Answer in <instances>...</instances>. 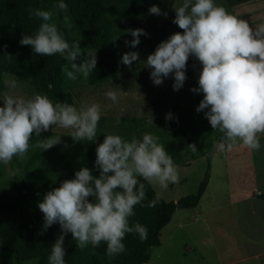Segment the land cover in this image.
I'll use <instances>...</instances> for the list:
<instances>
[{
    "label": "clouds",
    "instance_id": "1",
    "mask_svg": "<svg viewBox=\"0 0 264 264\" xmlns=\"http://www.w3.org/2000/svg\"><path fill=\"white\" fill-rule=\"evenodd\" d=\"M55 7L66 11L65 0H55ZM172 22L182 32H174L161 40L143 60L150 69L153 84L160 85L172 77L174 91L186 80V62L192 56L200 64L197 86L193 93H203L195 106L203 111L213 131L221 136L213 142L212 153L223 154L236 145L249 150H260V136L264 134V21L248 20L227 11L216 0H179L171 6ZM149 14L167 17L156 4L147 9ZM29 15L39 18L37 30L31 35L21 34L19 43L28 45L40 56L59 54L67 61L65 75L75 81L78 74L86 81L97 64V49L84 51L79 40L69 43L53 20L54 12L42 8L29 9ZM66 27L70 18L63 17ZM132 39L125 40L132 49L147 36L143 28H128ZM119 36V35H118ZM116 36L113 40L118 38ZM138 51L130 50L120 56V62L131 67L140 61ZM16 87V81H5ZM124 91L119 89V94ZM105 96L118 102V92L106 91ZM0 164H8L13 157L26 159L30 139L40 136L51 126L70 129L73 142L95 141L102 111L99 103L79 107L65 101L53 102L46 94L34 92L30 97L0 94ZM165 114V120L172 118ZM120 121L117 119V124ZM149 123H153L150 117ZM159 137L144 132L130 140L112 133L104 135L95 148L93 168L81 166L71 179L60 182L43 194L37 206L43 213L42 231L54 223L60 233L51 243L47 264H66L65 235L70 233L78 247L106 245L109 257L125 251L124 237L136 233L140 240L147 238V228L139 222L130 223L136 205H143L145 183L167 189L179 182V173ZM61 142V135L48 136L39 145L42 150ZM67 142L64 147H67ZM196 151L195 144H189ZM159 194L147 202L154 207Z\"/></svg>",
    "mask_w": 264,
    "mask_h": 264
},
{
    "label": "rangeland",
    "instance_id": "2",
    "mask_svg": "<svg viewBox=\"0 0 264 264\" xmlns=\"http://www.w3.org/2000/svg\"><path fill=\"white\" fill-rule=\"evenodd\" d=\"M178 2L179 0H173L171 4L167 1L156 4L162 12L167 11L168 15L165 17L149 14L147 9L154 3L147 1L136 28H143L148 35L140 37V43L135 49L124 43L125 40L130 41L132 37L130 34L124 36L121 32L119 7L114 4L108 6L107 14L112 22L114 35L115 37L119 35L116 38L119 58L116 73L90 85L79 74L73 81L67 78L65 71L63 72L65 95L75 106L91 102L99 103L101 106L102 116L98 123L97 136L93 137L95 141L74 143L68 136L70 129L50 125L39 137L33 135L30 139L26 159L48 136L61 135V142L42 150L43 158L33 165H26V159L15 162L14 157L8 164H0V193L15 194L14 177H17L26 189H29L30 180L34 184L46 182L48 187H56L61 181L73 178L74 172L81 166L91 169L88 165L92 160L91 156H95L96 145L102 142L104 135L116 133L130 140L132 137H141L144 132H151L158 136V142L165 146L177 166L180 177L178 183L170 184L167 189L150 185L163 200L176 202L183 196L195 193L207 171L208 180L205 192L196 206L197 209H175L167 225L160 231V245L151 248L149 261L145 264H200V256L214 264L220 247L228 241L217 227L226 228L228 215L235 214L239 217L243 214L244 206L258 205L257 201L254 203L244 201V195L256 193L259 198L260 193H264V147L256 151L238 144L223 154L212 153L213 142L218 140L221 133L211 129L203 111L195 110L203 93H193L189 90L190 87L197 86L200 71V64L194 57L190 56L186 62L187 78L179 90H173L171 75L160 85L153 84L150 79V69L143 67V60L161 40L174 32L183 31L172 22L175 13L171 6ZM216 2L227 11L248 20L250 24L264 21V0H216ZM68 29L69 43L73 40L80 41L78 31L72 22ZM80 47L84 50L81 41ZM130 50L138 51L141 59L133 62L131 67L120 62V56ZM3 80L4 83L15 80L16 87L13 89L5 83L0 94L7 93L27 98L34 93L29 81L10 74H4ZM109 89L118 92L117 103H113L105 96L104 93ZM119 89L124 92L119 94ZM153 101L165 105L156 111ZM169 112L173 115L166 121L164 117ZM150 117L153 123H149ZM117 119L120 121L119 124ZM65 142L67 147H64ZM260 143L264 146V134L260 136ZM189 144H195L197 150L193 151ZM29 171L32 175L28 181ZM198 206L209 211L205 214L206 222L201 220V225L194 221L193 216V213L199 210ZM237 222L240 223L238 220L232 222L236 228ZM227 230L233 231L235 239L238 238L236 236H239L240 232L234 233L235 229L231 226ZM64 246L78 248L70 233L65 235ZM85 247L89 249L88 258L91 264H122L94 255L90 251V244ZM0 264H15L13 255L0 250ZM24 264L35 263L34 260H30Z\"/></svg>",
    "mask_w": 264,
    "mask_h": 264
},
{
    "label": "trees",
    "instance_id": "3",
    "mask_svg": "<svg viewBox=\"0 0 264 264\" xmlns=\"http://www.w3.org/2000/svg\"><path fill=\"white\" fill-rule=\"evenodd\" d=\"M148 0H65L66 11L55 7V0H0V93L4 90V74H10L29 81L34 92L46 94L54 103L57 101L73 102L64 92L63 72L67 61L59 54L40 56L31 51L30 46L21 45V34H33L40 23L39 18L29 15V9L42 8L54 12L53 20L64 33L69 42V29L65 26L63 17L67 15L76 27L80 41L85 51L97 49V64L87 78L88 84L99 83L114 75L119 68V58L116 50V39L108 6L114 4L120 9V29L124 36L130 33L125 29L136 28L140 14ZM159 5L163 1L170 4L173 0H150ZM250 1V0H244ZM199 74V72H198ZM156 111L165 105L152 102ZM43 158L42 149L37 146L27 157L26 165H33ZM89 166L93 168V158ZM21 159L14 157L15 162ZM209 167V160L207 159ZM93 175L98 172L93 168ZM31 179L32 172H28ZM208 171L197 186L195 193L179 198L176 202H166L159 196V202L154 207H148L147 202L157 193L145 183L146 194L144 206L136 205L134 216L130 223L139 222L147 228V238L143 241L136 233H128L124 237L125 251L109 257L105 253L106 245L90 248L91 253L107 260L122 264H145L149 261L152 247L160 245V231L169 222L176 208L193 209L205 192ZM29 189L21 185V181L13 178L14 195L0 193V250L10 253L15 264H24L34 260L35 264H47V256L51 243L60 233L58 223L42 231L43 213L37 206L43 194L53 187L46 182L34 184L29 181ZM39 186V187H38ZM59 186V185H58ZM56 186V187H58ZM38 187V188H37ZM259 198L264 200V194ZM66 264H91L88 258V247H67Z\"/></svg>",
    "mask_w": 264,
    "mask_h": 264
},
{
    "label": "crops",
    "instance_id": "4",
    "mask_svg": "<svg viewBox=\"0 0 264 264\" xmlns=\"http://www.w3.org/2000/svg\"><path fill=\"white\" fill-rule=\"evenodd\" d=\"M243 197L246 202L254 203L257 201L258 205L244 206L243 214L239 217L235 214L228 215L226 228L217 227L228 241L223 244V247H220L217 257L215 256L216 252L213 253L216 259L214 264H264V201L258 198L256 193H247ZM198 209L197 212L193 213V216L194 221L201 225V220L206 222L205 214L209 211L202 210L201 206H198ZM235 220L240 222H237V228L232 224ZM230 226L235 229L234 233L240 232L239 236H236L238 238L235 239L233 231L227 230ZM199 263L211 264L205 257L201 256Z\"/></svg>",
    "mask_w": 264,
    "mask_h": 264
}]
</instances>
